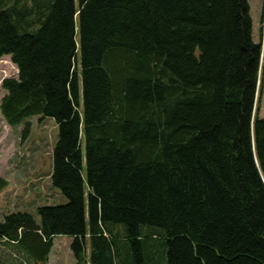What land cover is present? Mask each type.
<instances>
[{
    "label": "trees",
    "instance_id": "16d2710c",
    "mask_svg": "<svg viewBox=\"0 0 264 264\" xmlns=\"http://www.w3.org/2000/svg\"><path fill=\"white\" fill-rule=\"evenodd\" d=\"M3 57L18 76L1 116L56 124L50 183L67 200L39 223L4 216L15 259L48 264L69 236L75 264H264L248 0H0Z\"/></svg>",
    "mask_w": 264,
    "mask_h": 264
},
{
    "label": "rangeland",
    "instance_id": "374dc122",
    "mask_svg": "<svg viewBox=\"0 0 264 264\" xmlns=\"http://www.w3.org/2000/svg\"><path fill=\"white\" fill-rule=\"evenodd\" d=\"M253 22V39L264 46V0H248ZM18 71L10 57L0 58V103L5 96L2 81L17 78ZM258 106V118L264 119V84ZM23 134L25 137H23ZM58 128L49 118L35 116L9 127L0 113V178L8 182L0 193V223L12 213H28L39 223L36 209L67 203L50 183L52 151ZM69 236H55L48 264H75ZM15 251L0 244V264H24L15 259ZM28 264V263H26Z\"/></svg>",
    "mask_w": 264,
    "mask_h": 264
},
{
    "label": "crops",
    "instance_id": "0c3cea01",
    "mask_svg": "<svg viewBox=\"0 0 264 264\" xmlns=\"http://www.w3.org/2000/svg\"><path fill=\"white\" fill-rule=\"evenodd\" d=\"M2 223V222H1ZM9 246V248L10 249H14V246H10V245H8ZM48 260H49V258H48Z\"/></svg>",
    "mask_w": 264,
    "mask_h": 264
}]
</instances>
